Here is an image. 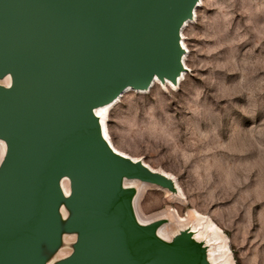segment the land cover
<instances>
[{"label": "water", "instance_id": "water-1", "mask_svg": "<svg viewBox=\"0 0 264 264\" xmlns=\"http://www.w3.org/2000/svg\"><path fill=\"white\" fill-rule=\"evenodd\" d=\"M200 0H0V264H209L207 247L138 223V180L170 178L117 154L94 109L184 70L181 29ZM68 178L65 197L61 179ZM68 211L65 220L60 205Z\"/></svg>", "mask_w": 264, "mask_h": 264}, {"label": "rangeland", "instance_id": "rangeland-1", "mask_svg": "<svg viewBox=\"0 0 264 264\" xmlns=\"http://www.w3.org/2000/svg\"><path fill=\"white\" fill-rule=\"evenodd\" d=\"M183 36L186 80L127 93L110 109V141L182 191L147 186L138 200L146 222L172 211L199 228L200 214L219 229L203 234L220 264H264V0H204ZM172 227V238L184 228Z\"/></svg>", "mask_w": 264, "mask_h": 264}, {"label": "bare ground", "instance_id": "bare-ground-1", "mask_svg": "<svg viewBox=\"0 0 264 264\" xmlns=\"http://www.w3.org/2000/svg\"><path fill=\"white\" fill-rule=\"evenodd\" d=\"M203 1L204 0H200V2L198 3V5L196 6V8L194 10L193 18L191 20L187 21L183 25V27L181 29V46L185 50V54L183 55L182 62H183V65H184L185 68L181 72L180 76L178 77L176 84L172 83L169 80H165V82H161L158 79H156L151 84L149 89H147V90H136V89H133V88L129 87L114 102H111L109 104H106L104 106H101V107H98V108L94 109V113H95V115H96V117L98 119V122L100 124L103 137H105V139L109 143L110 147L117 154L122 155V156L127 157V158H130L133 161H141L143 164H145L147 167H149L153 171L163 174L166 178H170L173 181V183L175 185V188L177 189L179 194H182V191H181L178 183L174 180V178L170 177L169 175H167L166 173H164L162 171H158L156 169L151 168L149 165L144 163L142 160L136 159V158H131V157L127 156L126 154L121 153L120 151H118L117 149L114 148L113 144L110 141V137L108 135L107 121H108V116H109L110 109L113 108L115 105H117L127 93L132 92V91H135V92H138V93H147V92H149L152 88H154L157 85L165 86V87L170 88V89H175L182 82H184L186 80V76L187 75H185V73H187V70H188V68L186 67L187 66L186 60H187V55H188V49L185 46V43L183 41V39H184L183 30L185 29L187 24L192 23L193 19L196 17L198 8H200L203 5ZM0 85H4L5 87H9L11 85L10 75H7L4 78L0 79ZM98 113H102V115L98 116L97 115ZM6 151H7L6 142L3 139H0V165L3 162V160H4V157L6 155ZM60 184H61V189H62L63 195L65 197H68L70 195V193H71V189H70V184H69L68 178H66V177L62 178ZM137 184H139L141 187L138 186ZM149 185L150 184H147V183H144V182H140L138 180H125V182H124V186L125 187H127V188L133 187V188L136 189V193H135V196H134V199H133V208H134L135 216H136V219H137L138 223L141 224V225H147V224H150V223H153V222L161 221L162 224L157 229L156 234L161 240H163V241H165L167 243H169L171 241L172 236H173V232L170 235L167 234V233L171 232V230L173 228L172 225L173 224L183 225L184 226L183 231L189 230L193 241H196V242H199V243L201 242V243L205 244V246L207 247V252H206V256H205L206 261L209 264H220L219 263V257L223 256L224 254H220L219 255L217 253V251L212 247L213 243H212L211 239L207 240V236L203 234L205 232V230L209 229L218 237L219 229L210 220L204 219L200 214L197 215V219L199 221L198 225H201V226H199V228H192L191 226L190 227L187 226L189 224L190 217L185 219V220H181V218L177 214H174L172 211H165V212L156 214L148 222H146L144 220V218H143V216L141 214V211L139 210L138 200H139V197L145 191L146 187L149 186ZM154 187H156L159 190H165V189H162V188H160L158 186H154ZM165 191L170 193L168 190H165ZM170 195H173V194L170 193ZM62 208H63V205L61 204L60 208H59V215H60V217H61V219L63 221V220H65L64 218L66 217L68 211H65ZM163 233H166V235H163ZM74 237L75 236L68 235V234L63 235L64 241H67V239L74 238ZM59 254L62 257L66 255V253H64L63 250H60ZM46 264H48V263H46Z\"/></svg>", "mask_w": 264, "mask_h": 264}, {"label": "snow or ice", "instance_id": "snow-or-ice-1", "mask_svg": "<svg viewBox=\"0 0 264 264\" xmlns=\"http://www.w3.org/2000/svg\"><path fill=\"white\" fill-rule=\"evenodd\" d=\"M97 115H98V116H99V115H102V113H98Z\"/></svg>", "mask_w": 264, "mask_h": 264}]
</instances>
